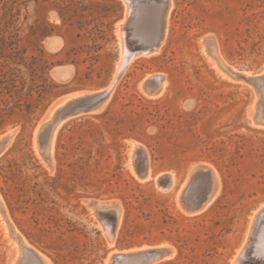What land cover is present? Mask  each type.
Segmentation results:
<instances>
[{"label":"rangeland","instance_id":"1","mask_svg":"<svg viewBox=\"0 0 264 264\" xmlns=\"http://www.w3.org/2000/svg\"><path fill=\"white\" fill-rule=\"evenodd\" d=\"M126 5L0 0V137L13 133L0 145V264H20L24 246L48 264H115L125 254L143 264H258L264 0L168 1L165 39L151 53L138 47ZM118 64L124 72L93 109L58 108L106 91ZM156 74L166 84L147 86ZM46 134L56 136L51 150ZM205 169L213 194L184 209L183 184L197 196L190 178ZM116 219L113 238L103 222Z\"/></svg>","mask_w":264,"mask_h":264},{"label":"bare ground","instance_id":"2","mask_svg":"<svg viewBox=\"0 0 264 264\" xmlns=\"http://www.w3.org/2000/svg\"><path fill=\"white\" fill-rule=\"evenodd\" d=\"M168 1H170L172 4V0H125V2L127 4L126 5L127 6V8H126L127 9V15L129 14L132 16V21H134L135 22L134 24H136L135 25V32L137 35V39L141 42V45L138 47L146 50L147 53H151V52L157 50L160 47L161 43L165 39L166 30H167V18H168V13L170 10V5L169 6L167 5ZM132 24H130V25H132ZM128 31H129V29H128ZM127 35L129 36V38H128L129 42L134 44L135 43L134 38L130 37V35L128 33H127ZM135 46H137V45H135ZM123 50H124V48H123ZM129 53H131V50ZM147 53H145V54H147ZM141 54H143V53H141ZM134 58H135V56H134ZM123 72H124L123 65L118 64V66L116 68V72L113 75L112 83L109 86L107 85L109 88L106 87V88H108L106 91L101 89V91L92 92V93L85 92V93H82L81 95L73 96L72 98L67 100L65 103L61 104L60 107H58V108L61 109L62 107H64L68 103H72V104L79 103L80 108H84L87 105H91L93 103L98 102L99 100L104 98L106 95H109L110 93H112L111 91H113V89L115 88L114 86L116 85L117 80H119L118 78L121 77L120 75H122ZM246 74H248V73H246ZM154 76L155 77L153 79L151 77V79L149 81H147L148 82L147 86H150L153 84H158V83H160L162 86H164L166 84V80L163 77V75L156 74ZM252 79H251V81H252ZM255 81H258V80H255ZM261 82L262 81H260V83ZM261 84H263V83H261ZM102 91H104V92H102ZM56 133H57V128H56ZM55 134H54L52 139H50L49 134H46L45 139H44V146H45L44 148L51 150V143L55 141V137H56ZM139 149L141 150V154H139L138 159L136 158V161L138 160L137 161L138 170L144 172L146 177L147 176L149 177V175L151 174V171H152L151 163H150V156L148 155V153L143 151V149L141 147H139ZM146 157L148 159L147 162H146ZM135 170H137V169H135ZM166 173H169L171 175L172 181L175 182L174 173L173 172H166ZM215 178L216 177L213 174L212 170L205 169L203 171H199V172L197 171V174L195 175V177L190 178V180L193 179L192 180V183L194 185L193 190H194L195 194H197V196H191V197L189 196V192H187V193L182 192L184 185L189 181L187 179L188 181L186 180V182L183 184V186H182V188L178 194V198L186 204V208H184V209H188L189 211H192V210L196 209L195 206H197V205L202 207L203 202L208 200L209 197H211V195L214 192ZM168 180H171V179H168ZM172 183H171V186H172ZM171 186H169V187H171ZM188 206H190V207H188ZM108 219H109V217H108ZM112 219H115V218H112ZM258 220L260 221L259 218H258ZM116 221H117V219L114 220L113 223H111V224H107V223L103 222V225L106 228L105 232H106L107 236H113V238H114V236H116V231H115ZM261 221H262V219H261ZM260 222H259V224H260ZM259 224H257V226ZM259 227H260V225H259ZM259 232H261V230ZM165 247L166 246L158 247V248H156V250H159L160 255H164L166 253ZM152 248H154V247H152ZM148 249H150V248H148ZM252 252H253V256H255V258L258 259V264H264V239H263L262 245L257 244L252 248ZM156 253H153V254H156ZM133 254H135V253H133ZM125 255H127V256L126 257H119L115 264H143L145 262V259L138 258L132 254H125ZM255 258H254V260H255ZM154 261H156V260H154ZM19 263L20 264H48V262L45 260V258L40 256L38 253L33 251L28 246L23 247L22 259L19 260Z\"/></svg>","mask_w":264,"mask_h":264},{"label":"water","instance_id":"3","mask_svg":"<svg viewBox=\"0 0 264 264\" xmlns=\"http://www.w3.org/2000/svg\"><path fill=\"white\" fill-rule=\"evenodd\" d=\"M94 107H92L91 105L90 106H86V107H84L83 109L84 110H91V109H93ZM12 132H8V133H6V134H4V135H2L1 137H0V145L2 146V148H4V146H5V143L10 139V137L12 136Z\"/></svg>","mask_w":264,"mask_h":264},{"label":"trees","instance_id":"4","mask_svg":"<svg viewBox=\"0 0 264 264\" xmlns=\"http://www.w3.org/2000/svg\"><path fill=\"white\" fill-rule=\"evenodd\" d=\"M5 110V109H4ZM1 113V112H0ZM2 114V113H1Z\"/></svg>","mask_w":264,"mask_h":264}]
</instances>
